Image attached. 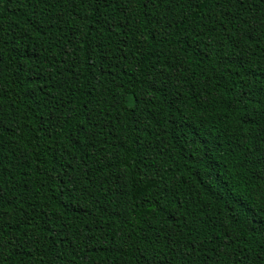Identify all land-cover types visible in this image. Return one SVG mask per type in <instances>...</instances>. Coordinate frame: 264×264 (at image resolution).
<instances>
[{"label": "trees", "instance_id": "1", "mask_svg": "<svg viewBox=\"0 0 264 264\" xmlns=\"http://www.w3.org/2000/svg\"><path fill=\"white\" fill-rule=\"evenodd\" d=\"M0 264H264V0H0Z\"/></svg>", "mask_w": 264, "mask_h": 264}]
</instances>
